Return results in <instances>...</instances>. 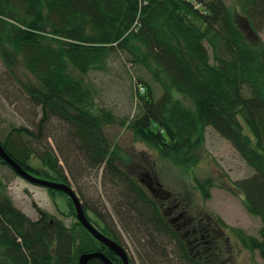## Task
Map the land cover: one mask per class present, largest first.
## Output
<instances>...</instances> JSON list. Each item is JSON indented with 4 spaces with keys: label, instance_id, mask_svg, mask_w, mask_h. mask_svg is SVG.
I'll return each instance as SVG.
<instances>
[{
    "label": "trees",
    "instance_id": "trees-1",
    "mask_svg": "<svg viewBox=\"0 0 264 264\" xmlns=\"http://www.w3.org/2000/svg\"><path fill=\"white\" fill-rule=\"evenodd\" d=\"M232 1L0 0V57L10 69V54L19 56L33 78L20 88L41 113L34 129L11 128L0 143L33 175L69 184L48 142L53 130L65 164L67 147L85 169L101 168L135 230L142 264H223L214 248L218 232L264 260V0ZM122 55L142 71L136 81L145 93L135 94L139 110L121 125L159 157L186 168L198 161L206 128H214L252 170L232 183L246 211L262 219L258 236L219 217L200 220L195 212L182 233L161 201L119 166L104 130L119 118L96 107L87 77ZM0 164L7 165L1 158ZM196 182L210 197L212 178ZM89 220L121 244L111 226ZM91 251L122 264L78 220L66 225L47 212L30 219L13 205L0 177V264H79ZM88 264L104 263L92 258Z\"/></svg>",
    "mask_w": 264,
    "mask_h": 264
},
{
    "label": "rangeland",
    "instance_id": "rangeland-1",
    "mask_svg": "<svg viewBox=\"0 0 264 264\" xmlns=\"http://www.w3.org/2000/svg\"><path fill=\"white\" fill-rule=\"evenodd\" d=\"M226 1L233 6L232 0ZM259 37L264 43V30ZM10 61L12 66L9 69L0 57V139H4L14 127L34 129L41 115L40 108L33 105L20 88L22 83L31 84L33 78L30 79L31 75L26 72L17 54L11 53ZM140 73L142 71L122 55L114 56L106 71H93L87 77L96 89V107L106 108L119 118L104 129L107 139L114 145L119 166L146 187L154 199L161 201L168 219L177 223L182 233L190 228V215L195 212L199 219L219 217L229 226L258 236L262 219L246 211L242 193L232 183L249 176L252 170L232 144L214 128H206L198 161L191 168H186L159 157L152 147L134 139L121 125L120 120L131 119L139 110L135 94L145 93L144 86L136 81ZM153 85L157 97L160 88ZM245 131L249 132L247 129ZM48 132V142L68 176L69 185L85 206L86 215L93 221L97 219L101 225L111 226L126 249L130 264H142L135 230L130 228L127 216L118 206L114 189L104 184L102 169H85L75 152L68 153L67 147L65 164L56 138L52 135L54 131ZM0 177L13 205L30 219L39 217L32 204L35 202L51 218L61 220L66 225L77 220L74 206L67 195L59 191L51 194L45 187L28 182L4 164H0ZM207 178H212L213 184L209 188L210 197L205 198L196 180ZM217 238L214 248L217 250L219 246V251L223 253V264H264L257 251L251 252L241 247L235 236L218 232Z\"/></svg>",
    "mask_w": 264,
    "mask_h": 264
},
{
    "label": "water",
    "instance_id": "water-1",
    "mask_svg": "<svg viewBox=\"0 0 264 264\" xmlns=\"http://www.w3.org/2000/svg\"><path fill=\"white\" fill-rule=\"evenodd\" d=\"M0 158L20 177L27 180L28 182L39 185L45 188H49L54 191H60L66 194L69 199L71 200L74 209L75 215L77 220L81 223V225L96 238L98 241L103 243L106 247L110 250L115 252V254L120 257L122 260V264H130L129 256L126 250L115 240L108 237L106 234L102 233L88 218L86 212L83 208V205L74 191V189L65 182H57L50 179H45L42 177H38L33 175L32 173L28 172L24 169L16 160H14L4 149L2 144L0 143ZM35 210L43 215L45 213L44 210L40 209L35 202H32ZM92 258H99L104 264H114L112 260L107 257L101 251H91V252H84L78 258L79 264H88L90 259Z\"/></svg>",
    "mask_w": 264,
    "mask_h": 264
},
{
    "label": "bare ground",
    "instance_id": "bare-ground-1",
    "mask_svg": "<svg viewBox=\"0 0 264 264\" xmlns=\"http://www.w3.org/2000/svg\"><path fill=\"white\" fill-rule=\"evenodd\" d=\"M66 195V194H65ZM100 230V229H99ZM101 231V230H100ZM103 233V232H102ZM109 237V236H108ZM114 240V239H113ZM116 241V240H115ZM100 242V241H99ZM118 242V241H117ZM119 243V242H118ZM103 244V243H102ZM120 244V243H119ZM122 246V244H120ZM123 247V246H122ZM124 248V247H123ZM125 249V248H124ZM126 250V249H125Z\"/></svg>",
    "mask_w": 264,
    "mask_h": 264
},
{
    "label": "built area",
    "instance_id": "built-area-1",
    "mask_svg": "<svg viewBox=\"0 0 264 264\" xmlns=\"http://www.w3.org/2000/svg\"><path fill=\"white\" fill-rule=\"evenodd\" d=\"M141 89H143V88H141Z\"/></svg>",
    "mask_w": 264,
    "mask_h": 264
}]
</instances>
